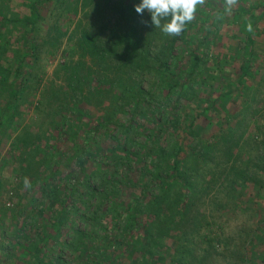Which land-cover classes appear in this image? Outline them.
Returning a JSON list of instances; mask_svg holds the SVG:
<instances>
[{"label":"trees","instance_id":"trees-1","mask_svg":"<svg viewBox=\"0 0 264 264\" xmlns=\"http://www.w3.org/2000/svg\"><path fill=\"white\" fill-rule=\"evenodd\" d=\"M16 1L0 0V144L16 136L20 156L19 187L9 195L17 201L0 205V264H155L171 255L168 240L169 264H203L204 247L216 252L217 240L190 225L205 218L199 207L250 186L246 203H264V58L260 78L254 51L264 0L223 6L240 24L233 34H222L216 17L207 24L208 0L180 35L137 15L139 0H22L15 9ZM223 40L235 42L233 56L231 45L214 55ZM62 46L63 83L41 88L35 67L43 52L54 56ZM232 62L237 69L225 72ZM37 95L48 119L36 133L17 134L13 122ZM197 95L206 122L199 130L194 110L183 113ZM245 95L252 103L230 115L227 104ZM256 116L263 124L247 135ZM253 143L256 154L241 159ZM2 184L0 177V192ZM259 213L245 246L232 253L240 264H264Z\"/></svg>","mask_w":264,"mask_h":264},{"label":"rangeland","instance_id":"rangeland-1","mask_svg":"<svg viewBox=\"0 0 264 264\" xmlns=\"http://www.w3.org/2000/svg\"><path fill=\"white\" fill-rule=\"evenodd\" d=\"M16 1V0H15ZM206 1L203 0L202 4H198L197 7H200L201 9L205 8ZM247 2H241V0H213L211 7H209L208 11L211 18L208 19L207 24H211V22L214 21V17H216L215 23L218 29H220L221 33H230L233 34L235 31L238 30L240 24L237 21L232 20L231 16H235L233 13L229 11H224V5L227 4L230 5L233 10H236L240 7L247 8L249 6V3L252 0H247ZM18 2H22V0L16 1V4H14V8L17 9L19 4ZM15 3V2H14ZM251 5V4H250ZM47 9V8H45ZM47 13L46 10H42V16L45 18ZM229 14V17H228ZM226 15V19H225ZM81 17V16H80ZM44 25L41 29L40 36L38 37V40L41 41L43 39V36L45 34V30L47 29V22H44ZM72 28V27H71ZM225 35V34H224ZM65 42V41H64ZM234 41H226L223 40V42L216 43L214 46V49L212 51L215 53L214 55H217L220 51H227V46H230V50L228 51L229 56H233L234 48H232V45H234ZM234 47V46H233ZM63 46L59 52H57L54 56H45L42 53L41 60L39 61L38 65L35 67L34 74H38V78L40 81L41 88L44 87H50L51 84H53L55 87H59L62 85L61 80V71L59 66L64 62V54H63ZM211 51V53H212ZM254 51L257 53V55L260 57V60H258L255 65L256 69H259V71L262 70V64L261 63L264 59V32H260L259 35L255 38V45H254ZM219 52V53H220ZM213 55V53H212ZM263 59V60H262ZM233 61V60H232ZM261 64V65H260ZM238 62H232L231 66L228 68H225V72H229L232 69H237ZM263 76V72H260V78ZM236 77V76H235ZM245 93H248L245 91ZM250 95V94H249ZM249 95H245L244 97H241L239 100H235V102H230L227 104L226 109L229 111L230 115H234L235 113L241 111L243 105H250L252 103L249 100ZM201 94H199V97ZM198 95L193 99L194 104L192 103V108H188L183 110V113H190L194 110V114L197 115V126L198 130L200 128H203L206 126V122H204L203 118L198 117L199 112L201 111V108L203 107V104L199 103L202 98L199 99ZM6 97L4 95L0 96V99L3 100ZM39 95L36 97L33 96L32 100L30 99V103L32 102L31 106L24 109L23 114L21 115L20 119H17L16 122H13V125L18 126L17 134L22 131L21 129H24L28 133H36L40 131L41 128V122L44 118H47V113L49 111V106L45 108H40L39 111L36 109L38 105ZM261 100L259 101L260 109L262 111L264 110V96L261 97ZM248 105V106H249ZM258 104H255L254 107H258ZM3 107V106H2ZM23 109V107H22ZM44 109V110H42ZM92 112L96 115H99V113L96 112L93 108H91ZM261 111V113H262ZM259 117V116H258ZM257 116L249 122V128L247 131V135H254V125L258 123L259 126H261L263 123L259 120ZM44 129L46 126L42 125ZM212 132L215 134L218 132L217 127L214 129H211ZM16 134V135H17ZM16 136H13L9 140L4 139V141L0 144V177L2 179V186L3 190L0 192V205H3V203L6 202V206L10 207L11 204L9 202L16 203L17 199H13L11 201L10 194L16 193L17 188L19 187V179H18V162H19V154L13 153V145H14V138ZM260 139H256L255 141H259ZM250 143V141H249ZM255 143L251 144L249 147L248 145L242 149L240 152L238 149L235 151V155L237 156L239 152L241 153V159L247 158L250 155L254 156L256 154L255 151H253ZM7 163V164H6ZM254 173V171L251 172V174ZM227 190L229 184L226 183ZM252 188V186H250ZM251 188H246L242 191H239V188H236V195L237 197L235 199H232L231 197H226L222 194L219 196H216V200H214L212 197L208 200L207 204H205L204 207L200 206V213L204 212L205 218L197 217L196 223H190V225H200L201 232H204V235H209L211 238L215 240H220L221 243H217V241H214L212 243L213 247H215L216 252L209 248V246L206 245L204 247L205 249L210 251V254L208 255H202L199 260L202 261L203 264H240L238 256L233 255L232 253L235 252L236 248L241 249L242 246H245L246 240L253 234V231L257 228V223L260 219V213L259 211L262 210L264 214V203L258 204V199H251L249 202L246 203L248 198L252 195ZM211 195L216 194L215 191L209 192ZM264 199V189L261 191L260 194V200ZM257 201V202H256ZM217 203V204H216ZM8 204L10 206H8ZM220 205V209L217 208V206ZM32 207L28 205V210H30ZM191 217H195L196 211L194 210L191 214ZM199 215V214H198ZM189 225V226H190ZM197 225V226H198ZM196 227V226H195ZM181 231V230H180ZM139 233V232H138ZM136 233L135 235H137ZM223 240L226 241V246L222 242ZM165 246L168 247L169 250L168 253L171 255H163L164 262H156L155 264H169L171 261V257L173 255L172 250L174 246L170 245V240L163 242ZM259 245V244H258ZM257 251L259 253H264V246L261 244L258 246ZM199 255V253H196ZM220 255V256H219ZM223 255V256H221ZM66 257H68V254H65ZM264 263V262H263ZM194 264V263H193ZM251 264H262L258 260H253Z\"/></svg>","mask_w":264,"mask_h":264},{"label":"clouds","instance_id":"clouds-1","mask_svg":"<svg viewBox=\"0 0 264 264\" xmlns=\"http://www.w3.org/2000/svg\"><path fill=\"white\" fill-rule=\"evenodd\" d=\"M203 0H139L133 10L142 16L148 13L151 25L168 35H180ZM165 21H167L165 23Z\"/></svg>","mask_w":264,"mask_h":264},{"label":"built area","instance_id":"built-area-1","mask_svg":"<svg viewBox=\"0 0 264 264\" xmlns=\"http://www.w3.org/2000/svg\"><path fill=\"white\" fill-rule=\"evenodd\" d=\"M8 206H9V204H8Z\"/></svg>","mask_w":264,"mask_h":264}]
</instances>
